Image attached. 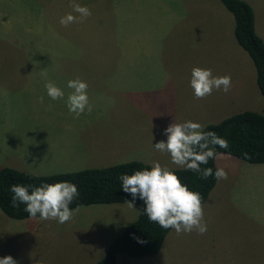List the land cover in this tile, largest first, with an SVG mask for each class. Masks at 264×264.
Segmentation results:
<instances>
[{
	"label": "rangeland",
	"instance_id": "obj_1",
	"mask_svg": "<svg viewBox=\"0 0 264 264\" xmlns=\"http://www.w3.org/2000/svg\"><path fill=\"white\" fill-rule=\"evenodd\" d=\"M188 1L194 0H0V167L46 175L116 163L117 158L86 141L87 136L100 134L90 125L85 126V121L104 122L110 116L75 118L64 106L72 89L60 85L64 97L52 100L45 83L62 84L73 79L74 74L82 79L86 69H118L119 58L127 56L135 58L139 68L140 56L155 48L166 64L172 79L169 81L189 87L191 102L195 104L191 108H198L203 114L201 117L206 116L204 123L191 121L203 126L209 122L208 117L218 121L243 110L264 114V97L255 85L253 65L250 67L253 70L251 92L250 72L247 70L248 79L238 77L230 58L229 43L222 44L220 58L214 59L208 56L210 44L204 46L195 39L191 42L172 35L173 30L166 32L165 37L147 41L149 25L195 23V13L205 11L198 7L200 1L220 5L232 23L231 14L220 0H195L196 8L189 7ZM244 1L252 8L258 32L264 38V0ZM73 3L87 6L92 15L82 23L65 27L60 23L61 17L68 13L78 16L70 6ZM230 43L248 59L232 35ZM210 64L213 76H216L214 70L231 76L230 93H242L244 84L246 88L248 84V98L237 103L244 104L243 108L222 110V106L221 110H215L219 103L215 97L220 90L213 89L211 95L202 99L195 97L190 86L191 70L209 68ZM3 69H12V72L4 76ZM230 70L234 73H229ZM228 94L222 90L221 102ZM189 109L177 106L174 121L184 122ZM134 119L139 122L141 117ZM161 125L165 129L169 124ZM145 127L144 132L142 127L131 129L129 137L133 142L128 141L127 147L143 145L157 152L154 144L166 140L167 136L164 133L160 139L153 140L150 138L152 127ZM141 137L146 140H140ZM136 153H128L127 157ZM143 155L140 156L143 160L149 158ZM106 157L110 162H104ZM141 158L139 161L143 162ZM230 159V164L216 162V168L227 172V179L216 180L207 196V202L213 205L203 210L207 231L177 234L171 228L156 253L128 258V264H264L263 252L252 253L255 249L264 251V164H249L233 156ZM150 160L178 169L170 156H152ZM241 165L249 166V170L242 169ZM133 207L128 202L83 205L73 208V218L64 224L41 220L39 216L12 219L0 210V258L11 255L17 264H36L39 260L45 264H94L110 240L136 217L139 209L135 204ZM117 256H120L118 263L124 257L127 259L123 254Z\"/></svg>",
	"mask_w": 264,
	"mask_h": 264
},
{
	"label": "crops",
	"instance_id": "obj_2",
	"mask_svg": "<svg viewBox=\"0 0 264 264\" xmlns=\"http://www.w3.org/2000/svg\"><path fill=\"white\" fill-rule=\"evenodd\" d=\"M189 4H191V6L189 7L196 8L195 0L188 1V5ZM197 5L198 7L200 6L201 8L205 9V11L195 13V23L190 22L191 24H157V27L149 25L147 26L150 28L146 34L147 41L150 42L151 40H155V37L158 36L165 37L166 32H168L169 30H173L171 32L172 35H179L184 39L186 38L190 40L191 42L192 39H195L196 42H200L204 46L210 44L211 50L208 51V56L214 59H217L218 57L220 58L222 54V44L229 43L227 46L230 47V58L232 59V65L236 66L235 70L238 74V77L243 78V76H245L248 79L247 70H249L250 72L249 82L250 90L252 92L253 70H250L251 65H253L252 61L247 55V53L237 43L236 44L246 53L248 59L235 46H233V44L230 43L231 35L233 36V19L231 23L230 17L228 16L227 12H225L220 5H216L211 1H205L204 3L203 1H200L197 3ZM32 18L34 19V17ZM26 23L27 21H25V23L23 24ZM254 30L255 33L264 42V38L258 32L255 17ZM199 37L200 41L198 40ZM140 59L141 66L139 68H137V64L134 61L135 58L127 56L124 59L119 58L118 69H86L85 75L82 76V80L86 81L88 84L87 94L89 97V103L92 105V110L91 112H89L87 111V109H85V111L81 115H85L88 118H99L103 116L105 117L107 115L110 116V118L104 120V122H101L97 119H87L85 121V126L90 125L94 131L100 134L87 136L86 141L95 143L99 149H102L103 151L107 152L110 156L117 158L116 160L118 161L116 163L131 160L139 161V158H141L140 156H144L143 154H147L149 156L148 159L143 160V157L141 159L143 160V163L151 165L150 163H152V161L150 160V158L152 156H170L167 152L162 153L157 151V153L152 149L149 150L145 147H142L143 145L134 144L131 147H127V142H133V139H130L129 137V134H132L131 129L137 130L142 127L141 131L144 132L146 129V125H149L154 130H156L153 131L151 128L150 138L153 140L160 139V137L164 135V128L161 124L168 125L172 122H175L174 120H176V118L174 117V109L177 108V106H183L184 110L190 108L188 113L186 114L187 118L185 121L195 119L200 121V123H204L206 119V116L201 117V115L203 114L199 113L198 108H191L195 104L191 102L192 100L190 99V94L188 90L189 87H184L180 83L179 84L181 86H176L175 84H172V82L169 81V79H172L170 77L169 72L167 71L166 64L164 63L163 58L159 54H156V48L152 52H147L146 54L140 56ZM211 65L212 64H210L209 66L210 69ZM18 70L23 71L22 69ZM2 72L5 74L4 76H6L8 73L12 72V69H3ZM213 73L216 76H222L221 70H214ZM229 73H234V70H230ZM76 75L77 74L73 75V79L76 78ZM233 77L236 78V76ZM240 81L241 80H239V82ZM54 83L55 85L61 88V86H67L68 81L63 82L62 84L58 82ZM95 86H98L100 88H95ZM244 86L245 91L242 93H230L229 90L227 92L229 94L223 96L224 99L222 102V90H216L219 91V94L215 97V100L219 101V103L215 105V110H221L222 106L224 107V109L222 110H228V108L230 110L232 108H243L245 106L244 104L237 105V103L239 100H244L248 98V84L247 88L245 84ZM67 98L64 101V106L66 107H68ZM139 116L141 117V120L138 122V120H135L134 118ZM212 120V117H208V123L217 122ZM134 125L135 128H132ZM138 131L140 132V130ZM119 133H122L123 135L117 136ZM116 138H120V141H116L118 140ZM140 140L146 139L141 137ZM119 143L121 144L118 146ZM131 152L140 153H136L132 157H127V154ZM230 158L231 155L228 154H217L214 159L215 166L216 162L220 160L222 163L226 162L230 164ZM104 162H110V160H108L106 157V160ZM116 163H112V165ZM242 167V169L244 170H249V166ZM262 167L264 166L262 165ZM79 169L83 168H78L76 170ZM262 171H264V169ZM215 183L213 187L215 186ZM213 187L211 188V190H213ZM211 190L209 191V193L211 192ZM206 206L209 209H211L213 206L212 204L207 202V197L202 202L203 210L206 209ZM255 251L261 253L263 252L264 254V251L256 249L253 250L252 253H254ZM118 257L120 256H117V258ZM251 260L253 261V256H251Z\"/></svg>",
	"mask_w": 264,
	"mask_h": 264
},
{
	"label": "clouds",
	"instance_id": "obj_3",
	"mask_svg": "<svg viewBox=\"0 0 264 264\" xmlns=\"http://www.w3.org/2000/svg\"><path fill=\"white\" fill-rule=\"evenodd\" d=\"M70 6L78 16L68 13L61 17L60 23L65 27L71 23H82L92 15L87 6L76 3ZM190 86L197 99L211 95L213 89L227 93L231 88V76H213L210 68L193 67ZM67 87L72 89L67 98V106L75 114V118H79L85 109L91 112L87 82L76 77L68 81ZM45 88L52 100L64 97L62 89L52 81H47ZM40 100L43 102V97ZM163 131L167 139L157 141L154 148L162 153L167 152L171 163L177 168L200 173L202 178L213 175L211 168L201 169L200 165L207 164L210 158L216 156L214 146L228 147L226 140L219 138L214 132L204 131L200 123L190 120L172 122ZM214 176L217 180L227 179V172L223 168H217ZM120 179L122 190L132 196V201H127L129 207L134 208L133 201L140 198L145 204L144 212L148 219L158 223L161 228H172L177 234L190 233L193 230L203 234L207 231L200 193L184 185L173 168L154 161L150 169L121 175ZM10 190L13 193L12 207L25 205L24 211L30 219H35L39 214L41 220H56L64 224L75 214L69 207L79 195L74 183L60 181L43 183L40 186L15 184ZM78 210L77 208L75 211ZM0 264H17V260L11 255H5L0 258ZM36 264L45 262L39 260Z\"/></svg>",
	"mask_w": 264,
	"mask_h": 264
},
{
	"label": "trees",
	"instance_id": "obj_4",
	"mask_svg": "<svg viewBox=\"0 0 264 264\" xmlns=\"http://www.w3.org/2000/svg\"><path fill=\"white\" fill-rule=\"evenodd\" d=\"M233 19V36L236 43L247 53L255 70V84L264 97V42L255 33L254 16L249 4L244 0H220ZM203 130L214 132L228 142L227 148L214 146L217 154H228L248 163H264V114L244 110L228 115L215 123H208ZM214 158L201 169L211 168L213 175L202 178L192 170L174 169L180 181L192 191H198L202 202L215 183L217 170ZM152 165L131 160L104 167H88L76 171L35 175L12 167H0V210L12 219L29 218L24 211L25 205L12 207L11 186L15 184L40 186L43 183L68 181L78 189V197L69 205L70 209L89 204L126 203L132 196L125 193L121 184V175H131L135 171L150 169ZM31 191V188L29 189ZM133 204L138 214L123 230L110 240L103 255L94 264H128V258H140L152 255L160 248L167 232L158 223L150 221L144 212L143 200L137 198ZM39 216V214H37ZM123 254L120 263L117 255Z\"/></svg>",
	"mask_w": 264,
	"mask_h": 264
}]
</instances>
